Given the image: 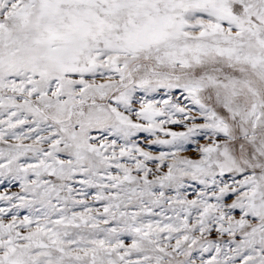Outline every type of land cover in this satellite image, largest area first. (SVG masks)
Returning a JSON list of instances; mask_svg holds the SVG:
<instances>
[{
  "label": "snow or ice",
  "instance_id": "1",
  "mask_svg": "<svg viewBox=\"0 0 264 264\" xmlns=\"http://www.w3.org/2000/svg\"><path fill=\"white\" fill-rule=\"evenodd\" d=\"M0 264H264V0H0Z\"/></svg>",
  "mask_w": 264,
  "mask_h": 264
}]
</instances>
